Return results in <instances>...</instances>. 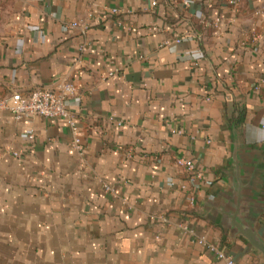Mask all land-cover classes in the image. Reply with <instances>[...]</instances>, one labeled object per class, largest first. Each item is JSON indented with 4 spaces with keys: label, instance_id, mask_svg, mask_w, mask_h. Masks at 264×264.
Instances as JSON below:
<instances>
[{
    "label": "crops",
    "instance_id": "obj_1",
    "mask_svg": "<svg viewBox=\"0 0 264 264\" xmlns=\"http://www.w3.org/2000/svg\"><path fill=\"white\" fill-rule=\"evenodd\" d=\"M262 77L264 0H0V98L72 80L84 147L0 111V264H264Z\"/></svg>",
    "mask_w": 264,
    "mask_h": 264
},
{
    "label": "built area",
    "instance_id": "obj_2",
    "mask_svg": "<svg viewBox=\"0 0 264 264\" xmlns=\"http://www.w3.org/2000/svg\"><path fill=\"white\" fill-rule=\"evenodd\" d=\"M185 5L189 4V0H182ZM234 3V1H232ZM156 5V1L152 2V6ZM117 8L111 9L112 14L119 13ZM89 18L92 16L88 15ZM69 28H81L82 31L88 29V22L74 21L67 24ZM156 30V28H152ZM177 42L180 40L177 39ZM110 76H114L115 72H110ZM257 92L264 93V77L254 87ZM78 89L72 80L67 78H61L57 84L52 88H35L29 91L15 90L0 98V111H8L12 113L17 119L24 117H42L45 119H63L66 125L70 128L72 133L71 147L74 151L83 153L84 147L78 126L75 120V116L69 109V100L77 95ZM117 125H121L118 121ZM33 138V135H30ZM177 164L181 166L188 175V181L195 184L197 181L203 178V173L198 171L195 163L191 159L178 158ZM186 188V186H182ZM105 189L111 192L113 189L111 186H105ZM195 195L190 198V203H195ZM180 227L189 233L193 234L194 230L188 225L180 224ZM196 241L205 246L206 249L216 259L224 261L225 264H235L233 257L219 245L211 243L205 239V237H198Z\"/></svg>",
    "mask_w": 264,
    "mask_h": 264
},
{
    "label": "water",
    "instance_id": "obj_3",
    "mask_svg": "<svg viewBox=\"0 0 264 264\" xmlns=\"http://www.w3.org/2000/svg\"><path fill=\"white\" fill-rule=\"evenodd\" d=\"M231 225L250 243L264 260V239L259 233L249 224L241 223L236 216H232Z\"/></svg>",
    "mask_w": 264,
    "mask_h": 264
}]
</instances>
